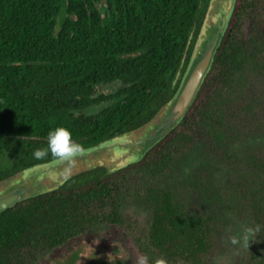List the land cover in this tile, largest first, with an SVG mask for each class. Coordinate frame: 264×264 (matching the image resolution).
<instances>
[{"label": "trees", "instance_id": "16d2710c", "mask_svg": "<svg viewBox=\"0 0 264 264\" xmlns=\"http://www.w3.org/2000/svg\"><path fill=\"white\" fill-rule=\"evenodd\" d=\"M208 1L0 0V181L55 158L32 153L57 126L82 149L148 121L175 92ZM262 79L264 0H236L181 122L136 163L81 172L0 212V264H33L99 226L126 231L149 264H212L223 210L260 226L245 264H264L263 144L242 159L228 192L202 164L191 190L171 182L194 150L226 164L239 143L264 134ZM114 82L121 86L97 94ZM128 204L148 216L142 233Z\"/></svg>", "mask_w": 264, "mask_h": 264}, {"label": "water", "instance_id": "95a60500", "mask_svg": "<svg viewBox=\"0 0 264 264\" xmlns=\"http://www.w3.org/2000/svg\"><path fill=\"white\" fill-rule=\"evenodd\" d=\"M236 0H209L178 86L142 125L81 149L71 160L52 158L30 165L0 181V212L19 201L59 188L81 172L104 167L119 170L142 159L183 119L209 72L229 24Z\"/></svg>", "mask_w": 264, "mask_h": 264}, {"label": "rangeland", "instance_id": "374dc122", "mask_svg": "<svg viewBox=\"0 0 264 264\" xmlns=\"http://www.w3.org/2000/svg\"><path fill=\"white\" fill-rule=\"evenodd\" d=\"M59 20L60 15L54 25V34L59 29ZM258 85L260 94L264 97V79L258 81ZM119 86H121V82L101 85L97 89V94L109 93ZM102 106V103H97L86 108L84 112L94 113ZM259 144L264 145V134L256 135L252 139L239 143L234 151V157L226 164L215 162L212 159L205 160L199 156L200 154L195 157V153H198V151L194 150L185 169L178 173L174 179H171V182L174 186L190 188L191 190L194 179L192 168L202 164L208 172L213 174L221 191L228 192L229 188H232V185L236 182L237 171L241 170L240 167L243 161L250 151H253V148ZM256 155L264 159V155L258 153ZM126 207V213L130 214L135 221L132 223L135 225L136 233L145 231L148 216L143 208L129 204ZM222 212L218 216L220 233L216 240L212 264H245L250 257L249 248L252 241H249L248 248L234 247L228 243V237L238 234L245 227H253V224L245 213L238 216L229 210H223ZM138 255L139 253L133 244V238L128 236L126 231L115 226H99L58 249L46 253L33 264H136Z\"/></svg>", "mask_w": 264, "mask_h": 264}, {"label": "clouds", "instance_id": "9594fccd", "mask_svg": "<svg viewBox=\"0 0 264 264\" xmlns=\"http://www.w3.org/2000/svg\"><path fill=\"white\" fill-rule=\"evenodd\" d=\"M49 154L61 161H67L81 154V146L72 139L67 128L57 126L47 133L46 149H35L32 153L35 159H42ZM260 232L259 225L245 227L238 234L230 235L228 243L234 247L248 248L249 241L255 240L257 235L260 236ZM149 261L147 254L142 253L136 257V264H149ZM153 264H162V261L156 260Z\"/></svg>", "mask_w": 264, "mask_h": 264}]
</instances>
